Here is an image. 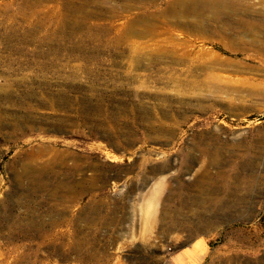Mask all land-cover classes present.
I'll return each mask as SVG.
<instances>
[{
  "label": "rangeland",
  "instance_id": "374dc122",
  "mask_svg": "<svg viewBox=\"0 0 264 264\" xmlns=\"http://www.w3.org/2000/svg\"><path fill=\"white\" fill-rule=\"evenodd\" d=\"M97 1L0 0V264H264V51L160 14L132 48L144 2ZM155 43L236 90L179 83Z\"/></svg>",
  "mask_w": 264,
  "mask_h": 264
},
{
  "label": "bare ground",
  "instance_id": "6f19581e",
  "mask_svg": "<svg viewBox=\"0 0 264 264\" xmlns=\"http://www.w3.org/2000/svg\"><path fill=\"white\" fill-rule=\"evenodd\" d=\"M125 1L128 2L135 1L142 4L144 2V13L142 12V14L140 15L136 14L135 16L127 18L124 34L120 36L118 40L124 39L127 42V39L131 33H135L143 37L156 36L157 35L156 27L154 25L153 20L156 18V14H160L159 16H163V15L166 16V18L172 21L174 24L185 27L188 31V34L186 36L190 35L189 33L191 30H196V31L200 30L204 33H212L214 36L219 38L221 43H223V45L226 48L232 51L245 49L247 47H256L258 48V50L264 51V3L261 1H257V0H125ZM96 4L99 8L97 12H105L111 15H115L118 12L129 11L132 8V4L129 3L106 6V3L97 1ZM156 4H163L164 7L158 8L154 11H149V8ZM71 9L74 13H78V15L84 14L85 16L96 12V11L86 12L84 11V8L82 6H73L71 7ZM64 21H65L64 23H67L70 20H68L66 17ZM143 22H144V26L138 29L137 31V29L134 27L135 24L143 23ZM73 23L76 22L73 20ZM76 26L77 23L75 24V27ZM166 38L169 39L171 38V36L169 35V37ZM127 43H129V46L133 45V43L129 39ZM132 48H130L131 52L136 53V50L134 49L133 51ZM144 49H150V51L156 50L155 52H157L160 56L162 55L167 56L170 59V61L175 64L178 63L186 64L188 62L189 65L185 69L181 70V72L178 74L177 80L181 84L188 85L189 88L192 90H203V91L214 90V91H223V92L236 90L235 86L228 85V81H229L228 78H226L223 75H217L211 73L210 71L211 65L209 63H207L206 61L195 63L196 56L191 57L192 52L178 50L176 43H172L170 46L165 44L159 45L158 43H155V45L151 44L145 46ZM153 53L154 52L150 53L149 56H151ZM133 57L134 58L132 59H134V61H140L136 58V55H133ZM212 63L220 64V65L225 64V62H222L218 59L213 60ZM218 151H221V149ZM213 157L215 156L213 155ZM218 161H220V158ZM242 162H244V166H246L247 168H250V166L253 165L251 164L253 161L250 163L249 160H247L246 158ZM247 174L245 178L243 177V183L247 187L246 190H250V188L253 187L252 186L253 184L251 183L252 182L251 178L248 177ZM211 189H213V187ZM222 191L224 190H221V192Z\"/></svg>",
  "mask_w": 264,
  "mask_h": 264
}]
</instances>
